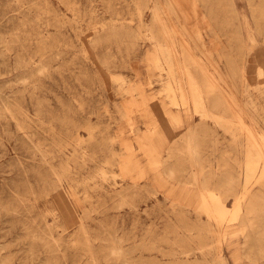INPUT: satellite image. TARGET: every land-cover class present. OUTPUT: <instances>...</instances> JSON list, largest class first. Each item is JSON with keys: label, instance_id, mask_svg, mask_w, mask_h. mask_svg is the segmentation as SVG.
Wrapping results in <instances>:
<instances>
[{"label": "rangeland", "instance_id": "rangeland-1", "mask_svg": "<svg viewBox=\"0 0 264 264\" xmlns=\"http://www.w3.org/2000/svg\"><path fill=\"white\" fill-rule=\"evenodd\" d=\"M259 62L264 0H0V264H264ZM198 186L240 206L235 233Z\"/></svg>", "mask_w": 264, "mask_h": 264}, {"label": "bare ground", "instance_id": "bare-ground-1", "mask_svg": "<svg viewBox=\"0 0 264 264\" xmlns=\"http://www.w3.org/2000/svg\"><path fill=\"white\" fill-rule=\"evenodd\" d=\"M231 1V4L233 5V0H230ZM233 8H234V6H233ZM154 18L155 19H160L161 18V16H160V12L158 11V12H155L154 13ZM245 25H247V19L245 20ZM165 35H167V36H169V33H165ZM151 36H153V34H151ZM247 36L251 39V41H253V42H255L256 41V37H255V35L254 34H252V33H250L249 31H247ZM161 47L162 46H160L159 47V45H157V48L156 49H158V51L160 50V52L161 53H163L164 54V50L163 49H161ZM251 48V47H250ZM168 56H170V55H168ZM169 58V57H168ZM253 61V60H252ZM262 61V60H261ZM250 62H251V60H250ZM250 64V63H249ZM262 66V65H264V64H260V62L258 63V66ZM255 67H257V66H255ZM262 67H264V66H262ZM262 69H264V68H262ZM262 69H259L258 70V73L260 74V73H262V72H264V71H262ZM188 74H190V72L188 71ZM191 77V76H190ZM192 78V77H191ZM190 78V79H191ZM212 80V79H211ZM191 81H193V79L191 80ZM179 84V94H181V96H183L184 95V90H185V87H183V86H180L181 84H183V81L180 79L179 80V82H178ZM190 83V82H189ZM210 83V82H209ZM213 83V82H212ZM192 85H195V84H192ZM211 85V84H210ZM209 85V86H210ZM167 86H169L168 88H170L171 86L170 85H167ZM194 87V86H193ZM192 87V89L191 90H193V92H194V89L195 88H193ZM213 87V86H212ZM211 87V88H212ZM209 88V87H208ZM210 88V89H211ZM166 90H169V89H166ZM212 91H213V89H211ZM173 92V90L171 89V93ZM207 92V91H206ZM209 92V91H208ZM207 92V93H208ZM170 93V92H169ZM209 93H211V92H209ZM225 93V92H224ZM168 95H170V94H168ZM172 95V94H171ZM170 95V96H171ZM174 95V94H173ZM208 94H206V96H207ZM211 95V94H210ZM175 96V95H174ZM180 96V97H181ZM197 99H199V100H202V99H204V96H202L200 93H197ZM226 96V95H225ZM173 97V96H172ZM179 97V98H180ZM182 99H183V97H181ZM227 98V97H226ZM173 99H174V97H173ZM182 99H180V100H182ZM228 99V98H227ZM171 101H173V102H176L175 100H171ZM188 101V100H187ZM181 102V101H180ZM202 102V101H201ZM176 103H178V102H176ZM204 103V102H203ZM230 103V102H229ZM182 104V103H181ZM198 107H200V113L204 116V115H211V112H208L205 108H204V105L202 104V103H200V102H198V104H196ZM213 105H216V104H213ZM233 105V104H232ZM239 113H240V111L238 112V111H235L234 110V117H235V115H239ZM245 115V114H244ZM206 117V116H205ZM205 117H202V118H205ZM217 117V116H216ZM220 117H222V116H220ZM236 118V117H235ZM242 119V118H241ZM249 119V118H248ZM227 121L228 119H223V121ZM239 120H240V118H239ZM163 121V120H162ZM164 121H165V118H164ZM167 121V120H166ZM249 121H250V119H249ZM230 122V121H229ZM240 122V121H239ZM162 123V122H161ZM160 123V124H161ZM166 123V122H165ZM163 124V123H162ZM161 124V125H162ZM253 124V123H252ZM166 125L167 126H169L168 125V123H166ZM241 125V124H240ZM163 126H164V124H163ZM166 127V126H165ZM165 127H162V126H160V125H155V127L153 128V133H151V137H150V142H149V144H150V148H151V150L152 151H154V152H156L157 154H165V153H169V152H166V150L169 148V147H171V144H170V142H169V139H168V137L169 136H167V134H168V132L169 131H167V130H170L171 128H170V126H169V128L170 129H168V128H166L165 130L163 129V128H165ZM189 127V126H188ZM189 130V129H188ZM251 130V129H250ZM166 131H167V134H166ZM172 133V132H171ZM254 133V132H253ZM258 134V133H257ZM169 135V134H168ZM261 136V135H260ZM259 136V137H260ZM185 137H187V138H184V140L186 139V141H184L185 143V146L188 148V150L190 151V153H191V155H192V158L194 159V161H196L197 159H198V150H197V147H198V144L197 143H195V140H194V135H193V133H192V131H190L188 134H187V136L185 135ZM143 138H144V136H143ZM236 139V138H235ZM261 139V138H260ZM262 140V139H261ZM248 142H250V141H248ZM259 142V141H258ZM235 143V142H234ZM252 144V143H251ZM126 146V145H125ZM184 146V147H185ZM250 147V146H249ZM261 147V146H260ZM129 149V148H128ZM188 150H187V152H188ZM256 150V149H255ZM129 151V150H128ZM248 151H249V149H248ZM251 152V151H250ZM258 152V151H257ZM262 152H264V150H262ZM152 153V152H151ZM189 153V152H188ZM189 153V154H190ZM246 153H248V154H250V156H251V153H249V152H246ZM186 154V153H185ZM130 155V154H129ZM256 155H258V156H260V153H256ZM128 156V155H127ZM133 156V155H132ZM171 156V155H170ZM186 156V155H185ZM246 156H248V155H246ZM130 157V156H129ZM166 157V156H165ZM187 157V156H186ZM188 157H190L189 155H188ZM187 157V158H188ZM251 157H253V156H251ZM250 157V158H251ZM148 158V157H147ZM167 158H168V156H167ZM248 158V157H247ZM254 158V157H253ZM252 158V159H253ZM130 159V158H129ZM158 159V158H157ZM127 160H128V157H127ZM164 160V159H163ZM166 160H168V159H166ZM248 160H250L249 158L247 159V161ZM173 161H175V160H173ZM173 161H172V163H173ZM177 161V160H176ZM178 161L180 162V160L178 159ZM178 161H177V163H178ZM253 161V160H252ZM255 161V160H254ZM253 161V162H254ZM157 162H158V160H157ZM167 162V161H166ZM250 162H251V160H250ZM127 163H128V161H127ZM177 163H175L176 165H177ZM189 163V162H188ZM194 163V162H193ZM192 163V164H193ZM196 163V162H195ZM252 163V162H251ZM257 163V162H256ZM259 163V162H258ZM160 164V163H159ZM162 164V163H161ZM165 164V163H164ZM167 164V163H166ZM165 164V165H166ZM190 164V163H189ZM195 165V164H194ZM251 165V164H250ZM257 165V164H256ZM175 166V165H174ZM198 166H201V165H198ZM253 166V165H252ZM252 166H251V168H252ZM258 166V165H257ZM139 167V166H138ZM161 167H162V165H161ZM163 167H164V165H163ZM166 167V166H165ZM165 167H164V169H165ZM169 167V166H168ZM171 167V166H170ZM173 167V166H172ZM247 167V166H246ZM245 167V168H246ZM249 167V166H248ZM260 167V166H259ZM167 168V167H166ZM164 169H163V171H164ZM254 169H255V167H254ZM257 169V168H256ZM260 169V171L261 170H264V168H259ZM142 170V169H141ZM146 170V169H145ZM168 170V169H167ZM170 170V169H169ZM171 170H173V169H171ZM170 170V171H171ZM249 170H251V169H249ZM248 170V171H249ZM102 171V170H101ZM169 171V172H170ZM254 171H256V170H254ZM260 171H259V173H260ZM168 172V171H167ZM104 173V172H103ZM141 173H143V172H141ZM172 173V172H171ZM255 173V172H254ZM140 174V173H139ZM262 174H264V171H262ZM167 175V174H166ZM178 175V174H177ZM248 175H249V173H248ZM248 175H247V177H248ZM254 175V174H253ZM258 175L259 174H257V177H258ZM170 176V175H169ZM246 176V175H245ZM197 177H199V175H196V178ZM251 177V176H250ZM260 177H262V175L260 176ZM169 178H171V177H169ZM195 178V177H194ZM253 178V177H252ZM179 179V178H178ZM173 180V179H172ZM199 180V179H198ZM200 180L202 181L201 183H203V184H201V185H205V178H200ZM244 180V179H243ZM249 179H247L246 181H248ZM251 180V179H250ZM250 180H249V183H250ZM256 180V179H255ZM165 180H164V178L163 177H158V180H157V182L159 183V184H162L163 182H164ZM176 181V180H175ZM195 181V180H194ZM245 181V182H246ZM258 181V180H257ZM199 182V181H198ZM197 183V182H196ZM247 185H248V182L246 183ZM131 185V184H130ZM254 185V184H253ZM127 186H129V185H127ZM135 186V185H134ZM180 185H178L177 183H170V190L171 191H174V194H176V192H178L177 193V195H178V197L179 196H182L183 198H185V199H189L190 197H191V190L190 189H188V188H186V187H184V185H181L182 187H179ZM194 186V185H193ZM243 186H244V184H243ZM250 186V185H249ZM200 186H198V188H199ZM124 188H126V187H124ZM132 188V187H131ZM249 188V187H248ZM251 188V187H250ZM249 188V189H250ZM122 189V188H121ZM245 189V188H244ZM117 190V189H116ZM113 190H111V192H112ZM126 191H127V189H126ZM114 192H116V191H114ZM120 192V191H119ZM245 192H246V190H245ZM108 193H109V190H108ZM113 193V192H112ZM118 193V192H117ZM119 194V193H118ZM113 195H114V193H113ZM243 195V194H242ZM177 197V198H178ZM237 198H239V197H237ZM242 198H244V196L242 197ZM241 198V199H242ZM196 200H197V203H196V201H194V204L196 203L197 205H200V208H202V210L207 214V216L208 217H210V218H217L218 220H219V222H218V226L220 227V234H221V238H220V240H222V238L224 239L225 238V236L227 235V234H233V233H235L236 232V227L238 226V225H236L237 223H235V222H233V223H230V222H228V220H236L237 219V217H238V215H239V213H236L235 211L236 210H238V209H240V206L236 203L235 204V206H234V209H235V211H234V209H232L233 211H234V214L233 215H231L228 211H230V209H229V206H226L225 204H224V199H221V198H219V196L217 195V193L214 191V190H211V189H206L205 190V187H203L202 188V186H201V189L199 188V192H198V194H197V196H196ZM243 200V199H242ZM239 201H241V200H239ZM240 203V202H239ZM239 206V207H238ZM196 208H198V207H196ZM199 208V209H200ZM201 210V209H200ZM241 210V209H240ZM239 210V211H240ZM226 213H229V215H231L230 217L228 216V218H227V215H226ZM228 219L227 221L225 220V219ZM226 222H225V221ZM237 221V220H236ZM239 223H240V221H239ZM240 229V228H239ZM239 231H241V230H239ZM243 232V231H242ZM242 232H240V233H242ZM226 240V239H225ZM240 241L239 240H234V239H231V237H229V239L227 238V245L228 246H233V249H235V248H237V246H238V243H239ZM253 244H254V240H253ZM114 250H115V247L113 248ZM112 250V249H111ZM118 251V250H117ZM120 251V250H119ZM183 251V250H182ZM186 251V250H185ZM184 252V251H183ZM111 253H114V252H111ZM180 253V252H179ZM182 253V252H181ZM114 254H116V252L114 253ZM233 255H237V252H235V250H233ZM218 256V261H217V263L218 264H225V260H224V257H223V255L220 253L219 255H217ZM244 256V255H243ZM247 257V256H246ZM179 258V257H178ZM234 258H236V257H234ZM180 262H182V261H180ZM186 262V261H185Z\"/></svg>", "mask_w": 264, "mask_h": 264}]
</instances>
